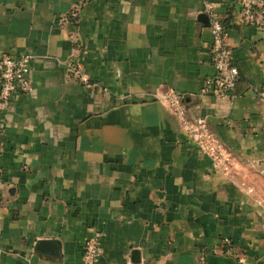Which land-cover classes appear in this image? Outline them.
Wrapping results in <instances>:
<instances>
[{"label": "crops", "instance_id": "1", "mask_svg": "<svg viewBox=\"0 0 264 264\" xmlns=\"http://www.w3.org/2000/svg\"><path fill=\"white\" fill-rule=\"evenodd\" d=\"M209 8L239 72L228 97L200 94ZM235 10L0 0V56L32 55L31 91L0 110V264H81L97 231L96 264H264V32ZM173 92L226 161L188 137Z\"/></svg>", "mask_w": 264, "mask_h": 264}, {"label": "built area", "instance_id": "2", "mask_svg": "<svg viewBox=\"0 0 264 264\" xmlns=\"http://www.w3.org/2000/svg\"><path fill=\"white\" fill-rule=\"evenodd\" d=\"M235 7L237 21L259 28L264 32V0H232ZM208 27L211 32L209 51L215 73L205 78L200 88V94L213 97L232 96L236 89L239 77L238 68L234 63L232 50L225 44L226 28L222 20L208 9ZM31 62L32 55L21 53L19 55L3 54L0 56V110L7 107L9 101L16 93L31 91ZM74 73L78 70L71 68ZM77 73V72H76ZM169 104L179 117L180 124L185 128L188 137L197 148L217 164L228 159V153L223 144L209 128L203 118H191L177 93L169 96ZM2 141L0 138V152ZM2 174L0 171V184ZM102 231H97L88 237L82 244L81 264H96L101 254Z\"/></svg>", "mask_w": 264, "mask_h": 264}]
</instances>
